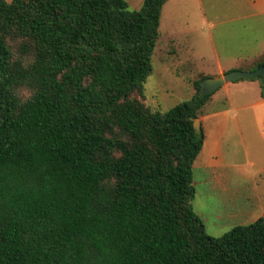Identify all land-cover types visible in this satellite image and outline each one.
Returning a JSON list of instances; mask_svg holds the SVG:
<instances>
[{
	"label": "trees",
	"instance_id": "16d2710c",
	"mask_svg": "<svg viewBox=\"0 0 264 264\" xmlns=\"http://www.w3.org/2000/svg\"><path fill=\"white\" fill-rule=\"evenodd\" d=\"M166 1L0 0V264H264V213L215 236L193 207L207 76L144 96Z\"/></svg>",
	"mask_w": 264,
	"mask_h": 264
},
{
	"label": "crops",
	"instance_id": "0c3cea01",
	"mask_svg": "<svg viewBox=\"0 0 264 264\" xmlns=\"http://www.w3.org/2000/svg\"><path fill=\"white\" fill-rule=\"evenodd\" d=\"M170 1L172 2H165L162 12ZM179 1L182 0L176 2ZM187 2L202 5L203 0ZM236 5L245 13L234 16L230 14V9L226 8L229 14L222 20H209L203 16L204 25L200 24L198 37L193 32L195 30H181L180 39L175 43V47L178 45L175 55L177 62H182L184 74L192 75L195 62L200 60L206 63L210 54L215 58L216 72L213 75L203 73L201 76H218L232 69H244L243 66L249 64H252L253 68L260 60L264 54V0H238ZM250 16L257 17L261 25L256 26L255 33L251 36L249 50H240L236 54L228 55L223 61L215 47L213 32L210 29L240 17ZM189 37L192 38L188 39ZM217 91L219 88L210 95L197 117L204 140L202 149L193 163V185L196 186L194 178L198 175L201 179L199 181L204 182L206 189L218 192L217 196L221 198L217 201L221 210L220 223H229L227 228H231L236 224L252 222L264 213V157L245 158L248 147L244 149L241 143L244 138L249 137L258 140L264 155V96L257 80L224 83L222 93L225 95V101L230 104L223 107L221 97L216 96ZM237 145L242 149L241 159ZM246 182L249 184L246 185ZM197 214L204 221V218Z\"/></svg>",
	"mask_w": 264,
	"mask_h": 264
},
{
	"label": "rangeland",
	"instance_id": "374dc122",
	"mask_svg": "<svg viewBox=\"0 0 264 264\" xmlns=\"http://www.w3.org/2000/svg\"><path fill=\"white\" fill-rule=\"evenodd\" d=\"M126 1L129 9H138L143 2V0ZM176 1L178 0H172V2L170 1L164 6L160 18L159 37L151 56L152 72L146 78L143 88L146 101L149 105L156 107L160 111H166L176 103L190 99L195 92L193 81L199 79L203 73L213 75L216 72L215 58L210 54L206 63L200 60L195 62L192 75L184 74L182 62H177L178 58H176L175 55L177 53L176 47L178 46L176 44L175 47V43L180 39L179 33H181V30H195L193 32H195V36H197L199 27L201 26L200 24L204 25L202 22L203 16H206L209 20H222L229 14V12L227 13L226 8H229L230 14L234 16L245 13L242 10H239L236 5L238 0H203L204 4L202 3V5L187 2V0ZM203 11H205V15L203 14ZM256 18L257 17L251 16L248 18L240 17L227 22L223 26L217 25L214 29H210V31L213 32L215 47L223 61L226 60L228 55L236 54V52L240 50H249L251 36L254 35L256 26L260 27L261 25V22ZM166 35H168V37L170 36V38L166 37ZM173 36L175 37L174 41ZM190 38L192 37H189L188 39ZM228 52L230 54H228ZM251 65L252 64H249V66H243L244 70L252 69ZM239 80H245L246 82H248V80H257L260 84V80L256 78H243ZM222 88L223 85L219 87L216 96H220L223 107H227L230 103L225 101V95L222 93ZM18 94L21 98H26L30 95V90L26 87H20L18 89ZM241 143L244 149L246 146L248 147L247 157L245 158L259 159L264 157L262 153L263 149L258 140L249 137L244 138ZM237 149L240 153L241 159V146L237 145ZM199 180H201L200 177L196 175V178H194V181H196V195L193 200L194 210L204 218L208 234L215 236L220 235L229 229L227 228L229 227V223H220L219 212H221V210H219L217 201L221 200V198L217 196L218 192L216 190L206 189L204 182ZM247 184H249V182H246V185ZM208 185H210V183H208ZM215 221H217V223H214Z\"/></svg>",
	"mask_w": 264,
	"mask_h": 264
},
{
	"label": "water",
	"instance_id": "95a60500",
	"mask_svg": "<svg viewBox=\"0 0 264 264\" xmlns=\"http://www.w3.org/2000/svg\"><path fill=\"white\" fill-rule=\"evenodd\" d=\"M258 76H261L262 83L264 85V65H260L250 70L232 69L223 73L222 75L208 76L201 80L200 91L203 94H212L226 82H233L243 78L254 79ZM262 95L264 96V88L262 91ZM193 126L196 131L200 130V124L197 118L194 119Z\"/></svg>",
	"mask_w": 264,
	"mask_h": 264
}]
</instances>
